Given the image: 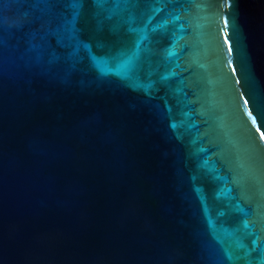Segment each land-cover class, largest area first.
Masks as SVG:
<instances>
[{
  "label": "water",
  "instance_id": "water-1",
  "mask_svg": "<svg viewBox=\"0 0 264 264\" xmlns=\"http://www.w3.org/2000/svg\"><path fill=\"white\" fill-rule=\"evenodd\" d=\"M44 2L0 0V264H264V0Z\"/></svg>",
  "mask_w": 264,
  "mask_h": 264
},
{
  "label": "snow or ice",
  "instance_id": "snow-or-ice-1",
  "mask_svg": "<svg viewBox=\"0 0 264 264\" xmlns=\"http://www.w3.org/2000/svg\"><path fill=\"white\" fill-rule=\"evenodd\" d=\"M48 2H50V0H45L44 3H48ZM97 2L98 3H102V2H104V0H97ZM125 2H130V0H125ZM170 2H179V0H170ZM226 2H227V5L230 7L232 0H226ZM73 7L75 8V7H77V5L73 4ZM225 24H227V20H225ZM69 25H72V27H69ZM65 31L69 33L70 40H75L76 39V36H75L76 29L74 27V21H66L65 22ZM226 42H228L227 39H226ZM0 47H2V41H0ZM78 47H79V44L77 43V50H78ZM137 47H139V45H137ZM31 50L36 51L37 52V57L39 58V55L41 53V46H34V48L31 49ZM0 57H2V51H0ZM130 62H131V58H129L128 61H125L122 64V67L126 68L128 63H130ZM101 70L103 71V69H101ZM173 127H175V125H173ZM261 136H262V138H264V133H262ZM229 259H232V257L229 256ZM237 259H239V258H237Z\"/></svg>",
  "mask_w": 264,
  "mask_h": 264
}]
</instances>
